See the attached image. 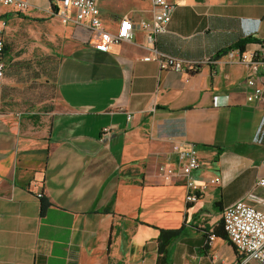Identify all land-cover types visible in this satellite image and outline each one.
<instances>
[{"label": "crops", "instance_id": "0c3cea01", "mask_svg": "<svg viewBox=\"0 0 264 264\" xmlns=\"http://www.w3.org/2000/svg\"><path fill=\"white\" fill-rule=\"evenodd\" d=\"M170 1L155 46L183 60L181 72L142 59L143 30L100 51L88 26L49 13L59 0H28L25 13L0 4V264H158L161 231L177 229L161 264H238L222 211L236 200L264 211L255 186L264 107L246 100L250 70L228 51L264 41V0ZM96 3L109 30L155 12L149 0ZM33 28L75 42L58 62L49 106L19 102L9 73L8 36ZM103 127L110 133L100 138ZM189 144L200 159L192 202L178 155Z\"/></svg>", "mask_w": 264, "mask_h": 264}, {"label": "built area", "instance_id": "2783aa9c", "mask_svg": "<svg viewBox=\"0 0 264 264\" xmlns=\"http://www.w3.org/2000/svg\"><path fill=\"white\" fill-rule=\"evenodd\" d=\"M155 9L151 21L140 20L136 24L128 17H122L113 30H109L101 19L96 0H59L56 10H49L62 23L73 22L85 24L90 31L92 46L100 51H108L111 45L120 44L131 39L135 28L145 31V39L149 54L143 60H156L162 68L181 72L184 62L181 59L168 56L158 51L155 37L166 31V24L171 18L173 3L170 0H149ZM0 4L10 6L19 13H25L30 7L28 0H0ZM7 21L0 19V77L4 74L5 62V27ZM230 56L235 55V61L247 66L250 70L243 84L247 89L246 100L264 107V41L258 43L254 50L230 49ZM194 68V64H187ZM127 114V118H131ZM110 133V128L103 127L100 138ZM182 161V169L186 176L188 188L185 199L196 201L200 196L199 186L191 179L192 170L200 166L197 148L189 144L178 152ZM255 186L264 188V176L259 177ZM41 192L37 193L41 197ZM250 196H254L250 193ZM264 203V200H260ZM222 227L227 240L240 253L238 264H264V211L247 204L243 200L224 207L222 211ZM209 238H212L209 235Z\"/></svg>", "mask_w": 264, "mask_h": 264}, {"label": "rangeland", "instance_id": "374dc122", "mask_svg": "<svg viewBox=\"0 0 264 264\" xmlns=\"http://www.w3.org/2000/svg\"><path fill=\"white\" fill-rule=\"evenodd\" d=\"M12 53L10 74L17 84L16 98L39 107L56 101L54 77L61 56L74 47L68 37L52 39L33 28L13 39L7 38Z\"/></svg>", "mask_w": 264, "mask_h": 264}, {"label": "trees", "instance_id": "16d2710c", "mask_svg": "<svg viewBox=\"0 0 264 264\" xmlns=\"http://www.w3.org/2000/svg\"><path fill=\"white\" fill-rule=\"evenodd\" d=\"M179 229L177 230H163L161 231L162 233H160L159 235V240H160V244H159V249H158V264L160 263H163L164 262V258L166 257V254H167V246L168 244L170 243L171 239L173 237H175L178 233H179ZM166 233H169V236L168 237H165V234ZM213 235V234H211ZM221 235L223 237H226L225 235V232L223 231V233H221Z\"/></svg>", "mask_w": 264, "mask_h": 264}]
</instances>
